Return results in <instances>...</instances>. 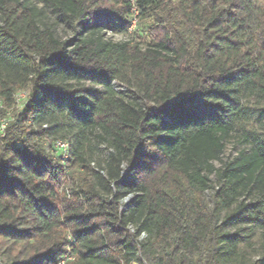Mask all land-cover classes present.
I'll return each instance as SVG.
<instances>
[{
  "label": "trees",
  "instance_id": "16d2710c",
  "mask_svg": "<svg viewBox=\"0 0 264 264\" xmlns=\"http://www.w3.org/2000/svg\"><path fill=\"white\" fill-rule=\"evenodd\" d=\"M20 93L0 124V264H232L256 234L264 249V4L0 0V119Z\"/></svg>",
  "mask_w": 264,
  "mask_h": 264
},
{
  "label": "rangeland",
  "instance_id": "374dc122",
  "mask_svg": "<svg viewBox=\"0 0 264 264\" xmlns=\"http://www.w3.org/2000/svg\"><path fill=\"white\" fill-rule=\"evenodd\" d=\"M256 1L257 4H264V0H254ZM134 26L131 27L126 34L123 35H115L111 36L113 41H125V40H131L133 38V31H134ZM57 34L58 36H63V30L61 28H57ZM27 93H20L15 97V102L12 108L5 110V113L7 115L6 118L0 119V124L6 125L7 120H13L14 116L17 115L19 112H21L27 102L26 98ZM1 129H3L1 127ZM45 151L55 157L58 158L59 162L63 164V159L60 158L59 153H54V150L52 148V143L48 142L45 143L44 145ZM243 148L240 144L237 143L235 138H231L225 146L224 154L222 156V161L227 162L228 160H231L236 156V154ZM106 155V152L103 153H97V157L102 158V156ZM219 165L215 164V168H218ZM212 182L215 181L213 176L209 177ZM214 191L213 190H208L205 191L204 193V201L208 207H211L212 205V196H213ZM126 204V202H124ZM235 215V212H222L220 215L219 220L222 221L223 219H226L228 216ZM237 217V216H236ZM242 225H239L237 228H240ZM239 230L234 229L232 227L227 226L222 233L224 235H232L235 234V232ZM241 233V232H240ZM238 250L233 259L235 260L232 264H256L257 262H260L261 264H264L263 259V254H264V249L261 244V241L259 240V235L256 234L253 238H250L248 240L243 241L241 244L238 245Z\"/></svg>",
  "mask_w": 264,
  "mask_h": 264
},
{
  "label": "built area",
  "instance_id": "2783aa9c",
  "mask_svg": "<svg viewBox=\"0 0 264 264\" xmlns=\"http://www.w3.org/2000/svg\"><path fill=\"white\" fill-rule=\"evenodd\" d=\"M1 127L4 128V125H2ZM52 148L54 150V153L60 154V158L63 159V161L68 158L69 146H68L67 142L56 141L53 143ZM142 237H144V235H142L141 238Z\"/></svg>",
  "mask_w": 264,
  "mask_h": 264
}]
</instances>
